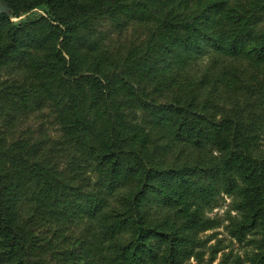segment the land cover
Returning a JSON list of instances; mask_svg holds the SVG:
<instances>
[{"label": "trees", "instance_id": "trees-1", "mask_svg": "<svg viewBox=\"0 0 264 264\" xmlns=\"http://www.w3.org/2000/svg\"><path fill=\"white\" fill-rule=\"evenodd\" d=\"M194 1L201 7L183 15L173 0H110L104 12L100 4L77 10L75 0H0V34L9 40L0 69L34 66L36 81L32 87L27 76L30 88L16 93L0 89V264H49L31 232L39 221L22 218L33 202L61 204L65 220L114 204L109 234L121 244L108 264H185L199 256L190 236L217 227L205 215L224 196L240 215L231 235L254 247L250 264H264V115L257 112L264 83L258 105L255 91L231 106L215 76L231 69L222 59L251 52L264 63V0ZM101 14L124 29L152 24L146 48L122 64L102 56L92 23ZM32 52L52 61L33 63ZM87 55L98 62L90 75L80 71ZM45 89L54 92L65 140L44 148L35 130L30 139H9L15 114L30 116V105L50 100ZM52 156L68 158L69 175ZM92 183L102 194L88 205ZM172 211L183 216L176 230L161 219Z\"/></svg>", "mask_w": 264, "mask_h": 264}, {"label": "rangeland", "instance_id": "rangeland-1", "mask_svg": "<svg viewBox=\"0 0 264 264\" xmlns=\"http://www.w3.org/2000/svg\"><path fill=\"white\" fill-rule=\"evenodd\" d=\"M123 1L129 2L131 0ZM188 1L187 3L186 0H173L175 2L174 6L179 12L178 14L186 15L195 7H201L194 0ZM109 2L110 0H75L76 9L80 11L85 6L100 4L102 6L101 10L104 12ZM230 2L237 5L242 1L230 0ZM248 2H251V0ZM169 9L170 4L167 2L165 11ZM40 13L42 12L39 11ZM159 14L157 13V15ZM92 23L99 26L95 34L101 36L99 51L102 56H109L117 64H122L131 51L137 52L145 49L146 42L150 38V32L153 29L152 24L145 22H135L124 29L103 14L96 16ZM8 41L6 33L2 31L0 34V49H4ZM254 46L252 45V49ZM248 50L251 49L248 48ZM64 56L69 61V57L65 53ZM29 57V61L32 60L33 63L37 60L42 64H48L52 61L50 56H45L39 52H32ZM212 57L201 59L199 64L208 63ZM94 58V56L88 57V55L81 57L80 71L82 74L90 75L97 72L96 64L98 62ZM222 60H225V62H221L222 68L231 63L228 66L231 69L220 72L216 70L215 72L221 88H224V92L228 95L224 100L225 103L231 106L241 105L246 102L245 100H250L252 93L256 91V98L252 103L258 105L259 97L257 94L262 83H264V63L259 62L254 53L251 52L244 54L241 59H236L235 62H230L228 59ZM104 67L106 65L102 58L99 70ZM34 68V66L22 68L19 63L3 66L0 69V89L12 93L25 90L26 87H29V82L25 80L27 76L31 77L32 87L36 86ZM45 91L44 94L50 98L46 105L42 107H36L35 104L30 105L31 110L29 112L34 110L30 116L24 115L25 113L14 115L15 121L9 133L10 135L7 136L9 139H30L31 130H35V138L37 140L42 139L47 143L44 148H51L52 143L57 146L58 143L65 140L62 125L58 119L59 109L53 99L54 92L50 93L48 89H45ZM38 94H40V91ZM257 112L264 115V104L258 108ZM0 124L3 125L2 120ZM261 142L264 149V139ZM45 152L49 151L45 150ZM214 153L218 155L217 152ZM50 162L60 172L69 175V160L66 156H52ZM96 180L97 178L92 176V181L95 182ZM91 185L86 192L91 196L86 197L87 203L86 200H83V206L85 203L88 205L93 204V200L99 199L102 194V189H100L98 183H92ZM68 193L69 190L66 189V194ZM232 201L231 197L224 196L223 199L219 200L218 207L206 213L205 217L214 220L217 227L190 236L193 241L198 242L194 247V252L198 253L199 256L191 257L185 264H250L251 258L255 254L254 247L247 245L245 242H239L230 233L232 223L240 218L237 212L231 210ZM54 205L55 203H47L46 206L48 207H45L40 202H33L22 215V218H25L26 214H30L35 221H39L33 224L31 232L37 235V239L42 241L37 242V244L42 243L41 245L46 250V261L49 264H108L110 255L113 257L117 251L116 248L121 244L118 237L111 238L109 234L112 223L116 219L112 217L115 205L108 204L102 213L96 216L76 214L69 217L68 220H65L66 218L60 213L63 206L59 203L56 207H53ZM86 207L85 205L84 209L82 208L83 212ZM161 219H166L167 225L164 228L173 230H176L183 223V216L176 211L166 213ZM158 221L160 222V219ZM250 238L252 237L249 236L248 240ZM47 244H51L52 247L46 248ZM46 261L44 260L45 263Z\"/></svg>", "mask_w": 264, "mask_h": 264}, {"label": "water", "instance_id": "water-1", "mask_svg": "<svg viewBox=\"0 0 264 264\" xmlns=\"http://www.w3.org/2000/svg\"><path fill=\"white\" fill-rule=\"evenodd\" d=\"M0 9H3V7L0 6ZM5 11V10H4ZM6 12V11H5Z\"/></svg>", "mask_w": 264, "mask_h": 264}]
</instances>
